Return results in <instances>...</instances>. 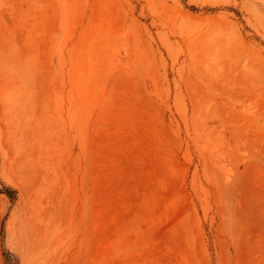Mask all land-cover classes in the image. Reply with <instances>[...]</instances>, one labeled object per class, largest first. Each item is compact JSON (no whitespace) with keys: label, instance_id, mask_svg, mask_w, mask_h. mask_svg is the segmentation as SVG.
Segmentation results:
<instances>
[{"label":"rangeland","instance_id":"374dc122","mask_svg":"<svg viewBox=\"0 0 264 264\" xmlns=\"http://www.w3.org/2000/svg\"><path fill=\"white\" fill-rule=\"evenodd\" d=\"M0 264H264V0H0Z\"/></svg>","mask_w":264,"mask_h":264},{"label":"trees","instance_id":"16d2710c","mask_svg":"<svg viewBox=\"0 0 264 264\" xmlns=\"http://www.w3.org/2000/svg\"><path fill=\"white\" fill-rule=\"evenodd\" d=\"M9 197L11 198L12 201L15 200V198L14 197H11V195H9Z\"/></svg>","mask_w":264,"mask_h":264}]
</instances>
